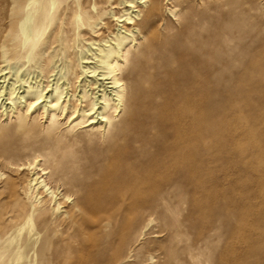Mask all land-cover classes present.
Returning a JSON list of instances; mask_svg holds the SVG:
<instances>
[{
    "label": "bare ground",
    "instance_id": "obj_1",
    "mask_svg": "<svg viewBox=\"0 0 264 264\" xmlns=\"http://www.w3.org/2000/svg\"><path fill=\"white\" fill-rule=\"evenodd\" d=\"M230 4L0 0V117L42 100L102 120L64 161L39 140L16 163L0 142L9 173L29 172L0 187V264H233L202 142L262 87L264 36ZM55 118L37 137H58Z\"/></svg>",
    "mask_w": 264,
    "mask_h": 264
},
{
    "label": "rangeland",
    "instance_id": "obj_2",
    "mask_svg": "<svg viewBox=\"0 0 264 264\" xmlns=\"http://www.w3.org/2000/svg\"><path fill=\"white\" fill-rule=\"evenodd\" d=\"M215 1L234 3L223 6L220 12L244 7L257 26L252 24L250 36L255 40L264 36L258 28L264 27V0ZM31 72L30 76L33 69ZM261 86L243 96H231L230 99L239 104L237 107L217 109L213 137L211 141L202 142L203 148L209 146L213 159L210 165L213 183L210 186L217 196L216 202L227 197L226 208L231 213L228 238L233 264H264V79ZM43 104L42 100L29 108L27 103L22 104L21 113L25 118L21 121L12 119L10 122L6 116L0 117L4 125L0 130V142L7 141L3 146L9 149L16 163L24 161L18 158L28 156L34 148L33 143L39 140H43L52 155L64 161L72 149L69 144L85 139L91 129L101 126L99 117L93 119L91 114L87 119L82 118L79 111L69 109V104L64 110L53 106L54 102L50 103L52 106ZM52 114L59 121L58 137L53 138L50 131L37 137ZM9 168L16 167H5L0 160V187L7 176H18L25 181L29 175L24 166L17 174H10ZM186 208L182 206V214Z\"/></svg>",
    "mask_w": 264,
    "mask_h": 264
}]
</instances>
